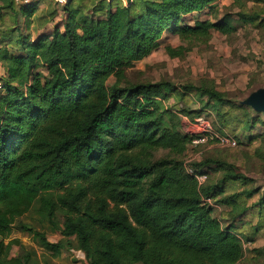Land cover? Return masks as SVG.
I'll return each mask as SVG.
<instances>
[{"label":"trees","instance_id":"obj_1","mask_svg":"<svg viewBox=\"0 0 264 264\" xmlns=\"http://www.w3.org/2000/svg\"><path fill=\"white\" fill-rule=\"evenodd\" d=\"M100 1L90 6V0H67L60 11L49 7V18L58 13L60 24L35 39L18 34L20 52H0V264H31V252L11 255L16 238L5 242L17 221L41 247L55 254L65 247L80 250L86 264H237L245 255L240 235L203 200L215 199L233 174L210 185L186 171L180 155L192 136L180 131L177 113L158 98H169L170 84H119L166 32L207 41L214 29L227 33L234 26L229 18L217 20V0ZM6 2L0 9L2 41L14 33L8 14L14 21L20 7L31 22L46 0L19 7ZM204 10L214 20L187 23V16ZM166 51L177 57L185 49ZM188 89L226 101L214 87ZM213 130L226 136L222 128ZM158 149L176 156L153 159ZM211 162L222 164L190 166L206 174L202 166ZM263 205L264 199L253 207ZM34 207L61 239L51 242L44 231L19 222ZM250 253L263 254L264 246Z\"/></svg>","mask_w":264,"mask_h":264},{"label":"rangeland","instance_id":"obj_2","mask_svg":"<svg viewBox=\"0 0 264 264\" xmlns=\"http://www.w3.org/2000/svg\"><path fill=\"white\" fill-rule=\"evenodd\" d=\"M90 1V6L101 2ZM6 4V0H0V9ZM62 5L56 0L42 2L33 13L35 16L31 22L25 21L17 5L19 14L15 20L12 21L9 14L6 16L9 20L7 25L13 28L14 33H11L8 41H2L0 36L1 55L5 51L20 52L16 44L18 34L28 35L33 39L40 33H50L54 24H60L61 17L57 13L53 19L49 18V7L60 11ZM39 9H42L40 13L37 12ZM86 12L92 14V10ZM241 16L248 23L242 22ZM209 17L208 11H202L187 16L186 20ZM252 17H256L255 21H249ZM216 18H229L234 31L225 33L214 29L207 41L194 38L182 40L177 35L166 32L158 48L127 69L125 79L119 84L124 86L166 82L172 86L169 98H158L164 108L177 113L179 129L183 134L194 135L193 124L202 116L210 121L213 128H222L226 137L236 140L235 146L223 145L215 140L196 147L187 145L180 158L185 162L186 171L193 162H222L221 165L211 162L202 166L207 175L206 181L202 183L218 184L228 172L233 174V177L220 184L224 191L211 199L209 205L213 207L216 218L225 226L231 223L233 231L240 235L245 255L237 264H264V253H250L251 250L264 246V205L260 209L253 207L264 199V114L242 104L251 93L264 87V0H220L217 2ZM168 46H182L185 51L181 56L171 57L166 51ZM0 68H3L1 60ZM114 81L115 78L111 77L107 85L110 86ZM188 85L214 87L223 93L228 104L208 100L206 96H200L190 89L184 90V86ZM246 123L251 127L244 128ZM173 154L168 150L158 149L153 152L152 158L176 156ZM231 199L238 202L236 207L225 203V200ZM40 219L34 207L19 222L36 231H44L51 242L62 238L59 232L52 231L51 226ZM16 224L5 240L7 243L9 239L16 238L19 242L12 246V256L20 251L23 254L31 252V264H44L45 261L52 264H86L82 251L65 247L55 254L52 250L41 247L34 235L19 227L18 221Z\"/></svg>","mask_w":264,"mask_h":264},{"label":"built area","instance_id":"obj_3","mask_svg":"<svg viewBox=\"0 0 264 264\" xmlns=\"http://www.w3.org/2000/svg\"><path fill=\"white\" fill-rule=\"evenodd\" d=\"M38 0H15L16 4L19 6H24L33 2H36ZM59 3L65 4L67 0H56ZM3 91V82L0 80V92ZM196 124H193V128L195 131L193 132L194 135L191 134L192 138L191 141L188 145L192 147H196L199 145L206 144L210 140H215L218 141L220 144H225L228 146H235L236 145V140L231 138V137H226L218 134L215 132L211 126L210 121H207L206 118L204 117H198L196 119ZM187 171L195 176L196 180L199 183H202L206 180V174H197L193 168L188 167ZM205 203L209 204L211 199L210 198H205L203 199Z\"/></svg>","mask_w":264,"mask_h":264},{"label":"water","instance_id":"obj_4","mask_svg":"<svg viewBox=\"0 0 264 264\" xmlns=\"http://www.w3.org/2000/svg\"><path fill=\"white\" fill-rule=\"evenodd\" d=\"M244 107H249L255 112L264 114V87L251 93L242 101Z\"/></svg>","mask_w":264,"mask_h":264},{"label":"crops","instance_id":"obj_5","mask_svg":"<svg viewBox=\"0 0 264 264\" xmlns=\"http://www.w3.org/2000/svg\"><path fill=\"white\" fill-rule=\"evenodd\" d=\"M220 0H217L216 2H215V9H216V7H217V2H219ZM41 5V4H40ZM40 5L38 6V7H40ZM43 9V8H42ZM42 9H39L37 12H41L42 11ZM204 11H208L209 12V10H204ZM39 13H38V16H39ZM36 14V13H35ZM192 14H195V13H192ZM209 15H210V17L209 18H212L211 17V14L209 13ZM35 16V15H34ZM34 16H32L33 18H34ZM37 16V15H36ZM33 18H31V20L33 21ZM193 19L191 20V21H188L187 23L188 24H192L193 23ZM41 34V33H40ZM36 38V37H35ZM35 38H33V39H35ZM4 73V70H3V68H0V75H2Z\"/></svg>","mask_w":264,"mask_h":264}]
</instances>
